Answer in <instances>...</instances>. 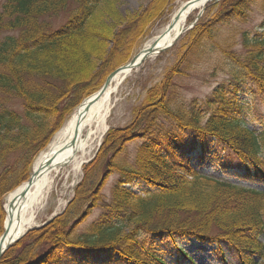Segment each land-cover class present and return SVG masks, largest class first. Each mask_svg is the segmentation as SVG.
Returning a JSON list of instances; mask_svg holds the SVG:
<instances>
[{
	"label": "trees",
	"instance_id": "1",
	"mask_svg": "<svg viewBox=\"0 0 264 264\" xmlns=\"http://www.w3.org/2000/svg\"><path fill=\"white\" fill-rule=\"evenodd\" d=\"M165 1L123 20L108 0H0V234L5 195L29 178L65 115L130 59ZM253 1L222 0L213 19L194 27L181 61L147 90L133 119L105 134L63 211L26 232L0 264H170L165 254L194 264L177 246L185 240L213 246L224 264H264V186L230 180L264 183V128L246 125L256 107L240 98L248 91L264 105V38H246L243 56L223 50L231 79L209 96L177 106L169 89L180 64L213 38L215 27L242 20ZM67 8L68 19L53 29L47 19ZM100 8L112 24H103ZM14 98L21 112L8 105ZM137 140L133 158L122 156ZM212 159L233 172L211 176L193 166ZM111 175L117 182L106 198L101 191ZM99 203L96 218L77 232Z\"/></svg>",
	"mask_w": 264,
	"mask_h": 264
},
{
	"label": "rangeland",
	"instance_id": "2",
	"mask_svg": "<svg viewBox=\"0 0 264 264\" xmlns=\"http://www.w3.org/2000/svg\"><path fill=\"white\" fill-rule=\"evenodd\" d=\"M221 1L222 0H219L218 2H209L198 21L191 28L183 32L172 47H169L165 51L148 58L144 63L135 67L134 70L122 80L123 82L113 94L110 102L111 109L108 112L109 115L106 122L107 128L100 136V139L97 138L93 140L90 147L91 149L85 158L86 162L83 163V166L92 160L98 150L99 143L104 140L105 134L109 130L123 128L133 119V111L145 98L146 93L148 92L147 90L150 87L157 86L158 83L163 80L167 71L178 63V61H181L180 59L182 58V55L189 46L188 43L190 38L193 36L192 33L194 32V27L197 28L199 24H207L209 20L213 19L219 12V7L222 6ZM109 2L114 5L116 11H118L119 15L123 16L122 18L124 20L127 15L140 12L144 7L151 5L153 0H108V3ZM185 2L186 0L165 1L164 5L158 10L157 14H155L148 22L143 31L142 37L138 38L135 42L130 59L133 55L144 48L143 46L148 39L161 32V30L171 20L175 10ZM72 9L73 8H67L65 11L55 16V18H48L47 20L50 21L51 27L55 29L56 27L64 24ZM103 9L104 8H100L99 10V13H101V16L104 18L102 19L104 21L103 24H112L114 19L108 13L105 14L106 12ZM195 17V13L191 14L187 19V25L191 24ZM214 33L215 34L212 39L203 40L198 49L195 51V54L190 55L186 62L180 64L182 72L172 78L171 87L169 88L170 99L173 104L177 106H180L181 104H188L192 98L201 100L202 98L209 96L215 86L231 79V76H229V69L231 67L230 60L228 54L224 53V51L243 56L248 51V48L244 43L246 38L253 39L256 35L264 38V0L253 1L249 6V11L247 12L246 17L242 18V20L231 19L229 22L217 25ZM250 49L254 50V48ZM240 98L246 101L248 105L250 103L254 106V108L256 107L253 114L246 116V125L256 132L263 130L264 105L262 104L260 97H255V95L248 93L247 91L245 94L241 95ZM8 105L18 109L20 112L22 111L20 102L16 98L10 100ZM77 107L70 111L68 115H65V120L60 126V129L66 121L70 119V115L75 112ZM60 129L53 133L49 143L54 135L60 131ZM49 143L40 152L45 150ZM137 143L138 140L127 143L126 151L122 154V156L125 155L126 157L128 156L133 158L132 156L137 148ZM261 152L264 154V146L261 149ZM39 154L35 157V159L39 156ZM35 159L33 161H35ZM83 166H81L80 172H73L69 174L62 172L54 178L48 198L44 202L41 209H39L36 215L37 218L35 224L31 227H38L42 225V223L53 218V215L63 211V209L67 206V203L74 196V189L83 175ZM193 166L201 173H206L211 176H227L226 174H231L233 172V169L230 166L224 167L217 164L216 160L213 159L211 162L205 161L202 165L193 163ZM107 180L108 181L101 192L103 196L109 198V190L112 185L117 182V176L111 175ZM230 180L237 185L240 184L246 187H255L256 189H260L262 185L264 186V183L254 184L252 182H245L234 177H230ZM129 186L132 190L137 192L140 188H142L141 184H130ZM6 195L3 199V204L7 198ZM101 205H103V203H99L96 208L92 209L90 213L91 215H89L86 220L80 224L77 228V232L84 231L87 224L96 218L102 209ZM260 240L264 241V233L260 237ZM180 247L184 248V250L191 255L194 264H224L221 263L220 259L212 252L213 246L194 242L193 240H185L180 243ZM165 255H167L166 259L170 264H190L187 261H176L173 254ZM230 262H232L231 258L229 259V263Z\"/></svg>",
	"mask_w": 264,
	"mask_h": 264
},
{
	"label": "bare ground",
	"instance_id": "3",
	"mask_svg": "<svg viewBox=\"0 0 264 264\" xmlns=\"http://www.w3.org/2000/svg\"><path fill=\"white\" fill-rule=\"evenodd\" d=\"M206 2V0H186L171 17L172 20L179 14L174 27L167 30V24L161 32L148 39L143 47L147 49L155 41L158 48L170 44L176 35L186 28L189 16L193 13L197 14ZM141 56L142 54L137 61L141 59ZM133 70L134 68L124 67L112 77L111 84L101 95L94 92L81 102L75 112L70 115V119L54 135L48 147L35 159L33 171L37 174L32 185L26 188L27 181L23 182L6 195L5 223L9 217L12 220L9 234L20 236L35 224L36 215L47 200L56 176L62 172L69 174L81 171L93 140L100 139L107 128L106 122L113 94L123 82L122 80ZM87 103H89L88 107H86Z\"/></svg>",
	"mask_w": 264,
	"mask_h": 264
},
{
	"label": "water",
	"instance_id": "4",
	"mask_svg": "<svg viewBox=\"0 0 264 264\" xmlns=\"http://www.w3.org/2000/svg\"><path fill=\"white\" fill-rule=\"evenodd\" d=\"M206 5L202 7L201 10L197 11V15L195 17V19L193 20V22H191V24L187 25L185 29H183L182 31H180L176 37L173 39L172 42H170V44L162 47V48H158L157 47V41L153 42L150 46H148L147 49L143 48L141 49L139 52L141 53H136L135 55H133L132 59L126 63H124L123 65L118 66L117 68L113 69L112 72L110 74H108L105 78V80L103 81V85L102 87L96 92L97 95H101L102 92L108 87V85L111 84V80L112 77L121 69H123L124 67H128V68H134V67H138L139 65H141L142 63L145 62V60H147L150 56H155V54H159L163 51H165L167 48L172 47V45L174 43L177 42V40L179 39V37L182 35L183 32H185L187 29L191 28L199 19V17L202 15V13L204 12L203 10L205 9V7L208 5L209 1L212 2H218L219 0H206ZM188 3H186L187 5ZM186 5L183 7V9L185 10ZM179 14H177L171 21L168 22V26H167V30H171L174 27V23L176 22V20L178 19ZM143 52V53H142ZM142 54L141 59L137 61L139 55ZM89 106V103H87L86 107ZM88 109V108H86ZM36 172L32 170L31 175L29 177V179L26 182V188H29L30 185H32V182L36 176ZM6 212V211H5ZM11 217H9V220L6 221V223L4 222V231L2 232V234L0 235V257L6 252V250L8 248H10V246L12 244H14L16 241L20 240V237L22 235L25 234L26 231H24L23 233L20 234V236H14L9 234V230H10V225H11ZM44 224V223H43ZM30 230V229H28ZM27 230V231H28Z\"/></svg>",
	"mask_w": 264,
	"mask_h": 264
},
{
	"label": "snow or ice",
	"instance_id": "5",
	"mask_svg": "<svg viewBox=\"0 0 264 264\" xmlns=\"http://www.w3.org/2000/svg\"><path fill=\"white\" fill-rule=\"evenodd\" d=\"M177 246H180L179 244Z\"/></svg>",
	"mask_w": 264,
	"mask_h": 264
}]
</instances>
